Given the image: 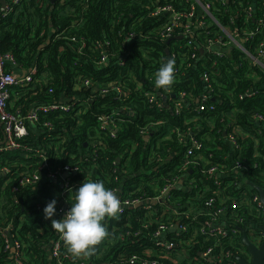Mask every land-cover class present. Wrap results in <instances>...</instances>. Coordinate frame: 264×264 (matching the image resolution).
I'll return each instance as SVG.
<instances>
[{"label":"trees","instance_id":"16d2710c","mask_svg":"<svg viewBox=\"0 0 264 264\" xmlns=\"http://www.w3.org/2000/svg\"><path fill=\"white\" fill-rule=\"evenodd\" d=\"M199 1L210 5L213 19L202 18L209 27L197 30L194 26L195 37H181L179 27L170 42L160 34L162 20L150 13L159 5L188 12L195 0H24L7 15L0 5L1 52L14 57V63L6 64L7 71L34 69L31 84L11 91L10 109L25 114L44 104H76L84 96L91 100L80 115L75 110L41 112L38 122L28 124L25 143L29 148L15 154L0 153V264H15L3 236L9 226L21 242L23 264H56L50 255L58 232L52 228L51 219L45 218L44 208L52 199L58 201L59 185L43 177L36 185H19L20 174L39 172L44 157L55 172L79 165V171L70 176L74 187L64 198L69 208L75 188L85 179L103 181L106 187L120 190L122 200H145L159 196L172 179L184 178L182 186L152 206L151 228L158 222L175 221V211L184 214L194 208L195 213L182 220L189 226L188 232L170 235L177 246L167 250L170 257L159 259V264H212L200 256L209 248L214 254L221 249L232 253L223 264H239L237 258H243L246 250L243 234H264V219L254 207L243 206L230 215V227L237 234L226 238L202 235L207 218L198 214L208 211L205 203L211 197H230V203L240 201L245 192V198L250 199L259 194L251 184L264 191V66L249 56L257 58L264 40V0ZM198 18L196 13L194 20ZM251 32L256 35L250 37ZM129 33L137 36L129 38ZM209 40L227 43L221 47L223 56L202 50ZM106 41L109 60L99 66L105 51L95 44ZM194 51L196 58L192 59ZM174 53L175 80L165 91L155 86V74ZM205 74L210 76L209 83ZM79 77L90 78L92 85L75 90ZM110 81L119 83L123 93L97 92ZM249 91L254 94L246 96ZM180 93L186 98H180ZM147 94L154 95L160 105L150 103ZM204 94L215 110H199L197 100ZM177 103L181 104L179 111ZM256 114L263 120H256ZM100 115L115 118V136L110 129H100ZM233 125L245 134L239 133L238 148L227 137ZM145 132H149L148 140ZM3 135L0 125V143ZM192 140L202 148L194 149L185 165ZM82 154L90 156L86 159ZM237 162H242L244 169L237 171ZM216 164L225 172L206 175L205 170ZM58 207L57 203V219L63 216ZM164 208L168 212L160 218ZM148 212L140 206L106 217L108 234L89 255V263H118L121 258L129 261L133 255L144 258L143 247L152 248L155 243L130 234L141 228ZM238 217L243 222L235 224ZM122 236L127 238L122 240ZM61 253L70 252L65 246ZM74 262L65 260V264Z\"/></svg>","mask_w":264,"mask_h":264},{"label":"built area","instance_id":"2783aa9c","mask_svg":"<svg viewBox=\"0 0 264 264\" xmlns=\"http://www.w3.org/2000/svg\"><path fill=\"white\" fill-rule=\"evenodd\" d=\"M24 0H5L6 5L2 10L5 12L4 14L7 15L11 13L14 8L17 6H20L23 3ZM89 1V0H87ZM195 5L191 6V9L188 12H181L176 10L171 5H159L157 6L151 13L150 16H157L160 20H162V24L160 26V34L164 38L171 39L173 38V32L175 29L181 27L182 30V36H189V37H195V30L194 26L197 28V30L201 28H207L209 27V24L207 26V23L204 20L198 19L197 21L194 20L195 14L200 11L202 12V16H209L212 18L210 5L204 4L200 2L199 0H195ZM1 5V4H0ZM2 6V5H1ZM213 19V18H212ZM218 25V24H217ZM221 27L220 25H218ZM222 28V27H221ZM256 35V32H251L250 37H254ZM137 36L134 33H129V38H134ZM229 36V34H228ZM233 43H235L237 46H239L241 49L245 51V49L242 47V45L229 36ZM220 40H209L207 43V48L202 50H207L214 52L217 56H223L222 54V46L227 45V43L221 42V44H217L216 42ZM85 43L83 44V46ZM189 46H192V43H188ZM95 47L97 49L103 48L105 52L101 53V57L98 61L99 66H105L109 60V53H108V47L109 42L106 41L105 44H95ZM246 52V51H245ZM247 53V52H246ZM249 54V53H247ZM250 57L254 60L255 64H259L261 66H264V40L259 46L258 50V56L257 58L249 54ZM171 57L177 58V55L174 53ZM170 57V58H171ZM192 59L196 58L195 51L191 54ZM176 61V60H175ZM14 63V57L11 54H3L1 52V39H0V124H2L1 127H3V140L0 143V153H13L27 150L29 147L25 143V138L29 134L28 130V124L29 123H36L40 120V115L48 114V113H59V112H68L75 110V112L80 115L81 113L85 112L88 107V102L91 101L89 97H81L80 100L75 104L73 101L67 102V101H61V102H54L49 104H44L41 106H35L33 107L29 112L23 114L20 111H13L10 109V101H11V91L14 89L25 87L33 81L32 72L34 69L30 71L29 74H26L24 77H16V74L14 72H9L6 69L7 63ZM120 64H124L123 62H120ZM209 75H204L205 82L209 83ZM92 85V80L90 78H84L79 77L75 82V90L81 91L82 87H87ZM99 94L107 95L111 93H117L122 94L123 88L121 85L115 81H110L106 85H102L99 87L98 91ZM170 93V91H168ZM253 92H247L245 95H252ZM149 96L150 103L155 104L157 106L160 105V103H156V97L152 94H147ZM180 98L185 99L186 94L180 93ZM173 97H176L174 95ZM208 96L204 94L200 99V111H213L215 110V107L213 105H208ZM79 99V98H74ZM198 102V103H199ZM181 107L180 103L176 104V110L179 111ZM42 112V113H41ZM254 118L258 121L263 120V116L260 114H256ZM99 123H100V129L102 131L109 130L111 131L112 136H115L117 133L116 124H115V118L112 115H100L98 117ZM45 126L48 127V129L52 130L53 126L51 124H46ZM238 128V129H237ZM241 133V129L237 125L231 126V131L227 134V137L229 141L233 144L235 148L239 147L238 142V136ZM147 134L146 139L150 137L149 132H145ZM259 134H262V132H259ZM193 142V148H190L186 153V164L190 161H188L192 155L194 154V149H201L202 144L197 142L196 140H192ZM44 153V152H42ZM40 154V152H39ZM40 156H45L43 154H40ZM83 156V154H82ZM90 155L87 154L83 157L88 159ZM70 157L76 158V155L70 154ZM83 159V158H82ZM254 167H258V164L255 163ZM186 168V167H185ZM235 169L237 171L244 169V165L242 162H237L235 164ZM3 171L7 173L9 170L4 167ZM79 171V165L75 166H66L61 172H55L49 169V162L46 157H44V162L39 168V172H35L31 175H23L20 174V180L19 185L25 186V185H36L41 178H46L47 181L56 183L59 185V193H58V205L59 209L64 215L66 211L69 209L66 201L65 196L72 191L74 187V183L71 182L70 176L72 174ZM225 171L218 165H211L210 167L205 170V174L209 176H214L216 174L224 173ZM65 174H68V177H64ZM184 183V178L176 177L169 181L167 185L161 190V193L159 196L155 198H148L145 200H122L119 196L121 191L114 189L120 199V210L117 214H123L124 210L126 208H136L140 206H144L149 212L146 218H144L142 222V226L140 229H138L135 232H132L130 234L135 239L144 237L148 239H152L155 243L154 247H143V257H140L139 255H133L131 258H129V261L121 258L118 263L115 262H107L105 264H159V259L162 258H169V254L167 253V250H172L177 246L176 242L170 237L171 234L176 235H182L185 232L189 231V226L183 224L184 217L187 218L191 214L194 215V208H191L188 212L182 214L177 213L175 211V215L178 217L175 219V221H170L169 223H160L158 222V226L156 228H151L153 224L152 220V206L161 202L167 195L170 193L169 191L173 188L180 187ZM190 185L193 186L194 179L190 181ZM16 190V189H15ZM246 193L241 194V200L235 199L231 201L230 203H227L228 200L231 198H216L211 197L209 198L205 206L208 208V211L205 213H198L201 215H204L207 218V221L204 223V225L201 228V234L204 235L207 239L211 237H220V238H226L229 236H233L237 234V230L233 227H230V221L231 216L233 215L239 208L244 207H254L255 210L258 212L260 216L264 219V204L260 200L259 194H255L250 199L245 198ZM150 201L154 203H149ZM142 204V205H141ZM218 204V205H217ZM168 212L167 208L163 209L162 214L160 215V218H162L166 213ZM111 217V216H110ZM158 219V221L160 220ZM195 219V218H193ZM239 222H243V218L238 217L235 219V224H238ZM11 233V235H8ZM7 242V248L10 250V258L14 261L15 264H23L21 260L22 251H21V242L15 238L16 234L13 233V227L9 226L6 229L5 234L3 235ZM127 237L122 236V240H125ZM250 241L255 244L256 246H260L264 242V234H261L259 236H255V233L253 231L250 232V235L248 237ZM64 240L62 236L58 233L57 234V240L53 242L51 245V259L56 260V264H65V260H75L74 264H92L89 263V255H81L79 257H74L71 253L62 254V248L65 247ZM246 249V248H245ZM166 250V252H165ZM245 256L244 258L249 259L250 255L245 250ZM203 258L210 261L212 264H223V262L232 257V253L228 250L221 249L220 253L214 254L213 248H209L204 253H201ZM177 264V263H176ZM233 264H237L236 262H233Z\"/></svg>","mask_w":264,"mask_h":264},{"label":"clouds","instance_id":"9594fccd","mask_svg":"<svg viewBox=\"0 0 264 264\" xmlns=\"http://www.w3.org/2000/svg\"><path fill=\"white\" fill-rule=\"evenodd\" d=\"M175 58L163 61L155 74V86L167 90L175 80ZM56 199L44 208L45 218L63 238L68 251L74 256L91 255L95 246L107 236L104 224L106 217L116 216L120 210V199L115 191L103 181L87 180L75 188L71 207L61 218L57 213Z\"/></svg>","mask_w":264,"mask_h":264},{"label":"water","instance_id":"95a60500","mask_svg":"<svg viewBox=\"0 0 264 264\" xmlns=\"http://www.w3.org/2000/svg\"><path fill=\"white\" fill-rule=\"evenodd\" d=\"M0 4L2 5V7L4 8L6 5L5 0H0ZM173 38L169 39L168 42H170ZM16 77H18V75H16ZM197 102H199V100H197ZM2 126V124H0ZM64 177H68V174H65ZM259 193L260 196V200L261 202L264 204V191L261 187L256 186L254 184H251ZM171 191V190H170ZM169 191V192H170ZM149 203H154L152 201H150ZM142 205V204H141ZM264 230V226L262 228ZM243 244L247 250V252L250 255V258H237L239 264H264V242L260 245V246H256L255 244H253L250 239L247 237L246 234H243Z\"/></svg>","mask_w":264,"mask_h":264},{"label":"crops","instance_id":"0c3cea01","mask_svg":"<svg viewBox=\"0 0 264 264\" xmlns=\"http://www.w3.org/2000/svg\"><path fill=\"white\" fill-rule=\"evenodd\" d=\"M197 14L199 15V18L198 19H201L202 20V18L204 17V16H202V12H200V11H198L197 12ZM197 19V20H198ZM196 20V21H197ZM32 69H30V70H26V69H13V72L16 74V75H18V77H24V76H26V74H29L30 73V71H31ZM238 129V128H237ZM241 129V128H240ZM241 133L243 134V135H245L243 132H242V130H241ZM149 138H147V140H148Z\"/></svg>","mask_w":264,"mask_h":264}]
</instances>
